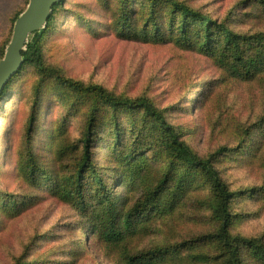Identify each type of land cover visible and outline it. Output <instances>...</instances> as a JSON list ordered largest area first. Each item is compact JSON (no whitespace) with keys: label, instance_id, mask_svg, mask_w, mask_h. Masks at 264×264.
<instances>
[{"label":"rangeland","instance_id":"rangeland-1","mask_svg":"<svg viewBox=\"0 0 264 264\" xmlns=\"http://www.w3.org/2000/svg\"><path fill=\"white\" fill-rule=\"evenodd\" d=\"M126 1L63 0L40 42L44 66L55 72L43 78L26 67L0 100V264H125V256L190 243L218 229L209 208L210 186L197 178L174 212L144 219L146 230L126 243L113 245L98 238L90 224L92 208L99 202H112L125 212L143 206L146 191L166 169V154L151 127L144 132L122 113L102 109L92 167L81 181L83 205H78L74 176L91 100L61 85L56 76L100 85L118 97L148 98L195 154L214 156L213 166L229 190L242 193L230 204V235L264 244V71L250 81L225 71L216 46L224 38L220 31H214L209 48L178 45L174 25L181 21L163 3L155 13L159 32L147 15L149 0L128 4L136 8L138 26L151 31L150 40L118 36L114 28ZM177 1L243 38L239 43L246 55L264 45V0ZM28 2L0 0V54ZM223 61L232 62L230 54ZM114 118L118 127L112 124ZM134 139L153 155L143 153L149 167L130 186L128 180L117 182L115 157L126 153L125 144ZM222 148L226 150L216 154ZM29 150L36 162L33 175H45L38 176L43 182L39 187L19 175L18 166L26 162ZM58 178L67 182L54 192ZM7 202L13 207L6 208ZM179 249L181 263L173 264H192L189 255L208 257L194 264H219L215 256L224 261L215 243ZM240 258L242 264H264L245 248Z\"/></svg>","mask_w":264,"mask_h":264},{"label":"trees","instance_id":"trees-1","mask_svg":"<svg viewBox=\"0 0 264 264\" xmlns=\"http://www.w3.org/2000/svg\"><path fill=\"white\" fill-rule=\"evenodd\" d=\"M62 2L63 0L53 8L46 27L30 38L26 51L23 53V65L4 88L0 100L13 79L26 67L35 68L43 78L51 77L52 72H55L44 66L40 42L49 30L53 15ZM131 2L132 0L126 1L120 14V20L114 28L115 33L118 36L134 40L141 38L150 40L152 38L151 31L145 26H138L136 8H130V5H128ZM149 2L147 15L150 17L151 26L154 31H160V27L156 23L155 13L157 12V8L160 7L159 4H167L181 21L179 27L176 24L174 25V30H177L175 32L179 33L175 37V42L178 45L185 43V45L187 44L186 46L194 47L198 45L201 48H209L214 38V31H220L224 35V38L216 46L217 48L220 46L219 58H222L220 62L222 63L221 65L225 66V71L236 78L249 81L264 71V45L256 48L252 55H246L241 43H239L240 39L242 42L244 41L243 38H240L228 27L222 24L219 25L200 11L194 10L177 0H149ZM23 11L17 14L15 21ZM193 25H196L195 30L190 29ZM163 33L161 31L160 35L162 36ZM193 34L194 37H192ZM7 44L8 42H6L5 47ZM5 47L0 54V60L4 55ZM228 54H230L232 62L223 61ZM56 78L61 85L68 86V89H73L76 95H82V98L85 97L87 100H91V107L81 141V159L74 176L75 195L80 202L78 205H83V197L80 190L81 181L92 167L91 159L94 140L97 134L96 126L102 115V109H107L113 115L122 113L127 119L131 118L132 125L139 126L138 128L143 129L144 132L151 127L157 136H159L157 142L166 154V169L162 172L158 183L152 189L146 191L144 197L145 204L143 206L134 207L125 212L117 211L116 206L112 202L108 206L104 202H99L92 208L89 218L91 227L98 234V238H101L105 243L113 245L124 244L134 235L146 230L144 219L150 218L154 214L156 216L174 212L185 196H188L190 188L194 186L193 182L197 178H199L202 184L210 186L212 198L209 208L214 220L218 223L216 232L201 236L196 240H191L189 241L190 243H182L179 246L166 249L159 248L135 256H125V264L181 263L183 257L179 256V247H186L191 243L201 242L215 243L221 247L224 261L220 260L221 257L215 256V260H218L219 264H242L240 251L243 248L248 249L254 258L264 260V244L260 239H246L240 236H231L229 233V228L234 219V215L230 211V204L235 197L241 196L242 193H234L229 190L213 166L212 160L214 156L211 155L205 159L195 154L169 124L163 112L158 110L148 98L139 97L131 99L118 97L109 93L100 85H85L62 77L56 76ZM135 116L139 118L137 119ZM112 124L118 127L116 118L113 119ZM125 147L126 153H121L120 156L115 157L120 168L117 182L124 184L128 180L129 185L132 186L141 180L142 173H145L149 167L147 165L148 159L143 153L146 152L145 154L152 155L153 153L145 148L137 139L126 143ZM224 150L226 149L222 148L216 154ZM63 154V149H60L59 156ZM27 158L25 163L18 166L19 175L25 182L39 187L43 182L40 181L38 176L45 175H40V173H37L36 176L33 175L36 171V162L30 150ZM66 182V179L58 178L53 183L54 192L58 189L62 190L64 188L63 184H66ZM110 192L108 191L107 193L110 195ZM248 192H251V190ZM5 207L12 208L13 205L7 202ZM187 258L190 263L194 264L200 262V260H207L208 257L205 255H189Z\"/></svg>","mask_w":264,"mask_h":264},{"label":"water","instance_id":"water-1","mask_svg":"<svg viewBox=\"0 0 264 264\" xmlns=\"http://www.w3.org/2000/svg\"><path fill=\"white\" fill-rule=\"evenodd\" d=\"M61 0H29L14 23L12 35L0 60V96L8 82L23 65V53L30 38L44 29L53 8Z\"/></svg>","mask_w":264,"mask_h":264}]
</instances>
